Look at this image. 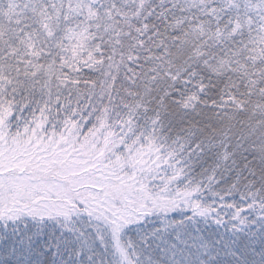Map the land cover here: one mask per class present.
<instances>
[{
	"label": "snow or ice",
	"instance_id": "1",
	"mask_svg": "<svg viewBox=\"0 0 264 264\" xmlns=\"http://www.w3.org/2000/svg\"><path fill=\"white\" fill-rule=\"evenodd\" d=\"M0 264H264V0H0Z\"/></svg>",
	"mask_w": 264,
	"mask_h": 264
}]
</instances>
